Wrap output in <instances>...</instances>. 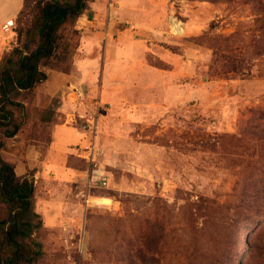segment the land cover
<instances>
[{"label": "rangeland", "instance_id": "1", "mask_svg": "<svg viewBox=\"0 0 264 264\" xmlns=\"http://www.w3.org/2000/svg\"><path fill=\"white\" fill-rule=\"evenodd\" d=\"M155 1L166 8L163 33L137 19L120 23L141 32L129 39L138 64L174 68L169 103L153 101L166 86H153L161 76L147 71L125 88L129 100L120 106L72 109L76 120L67 125L89 132L85 119L97 120L90 157L77 150L49 164L42 159L50 132L66 119L59 100L37 102L38 84L27 115L11 107L20 131L1 132L2 155L19 162V175L37 169L35 218L45 230L39 264H264V0ZM21 5L0 0V44L13 32L3 24ZM154 102L162 106L151 108ZM75 134L78 143L84 135ZM33 144L36 160L28 155ZM87 170L107 185L88 184Z\"/></svg>", "mask_w": 264, "mask_h": 264}, {"label": "trees", "instance_id": "2", "mask_svg": "<svg viewBox=\"0 0 264 264\" xmlns=\"http://www.w3.org/2000/svg\"><path fill=\"white\" fill-rule=\"evenodd\" d=\"M86 8L87 0H22L13 20L15 43L0 58V264H39L45 234L41 221L35 218L39 216L33 179L37 169L18 174L19 162L8 161L2 155V133L5 138L18 134L16 110L11 107L21 112L25 109L27 115L33 91L48 79V69L65 74L73 71L80 37L75 25ZM55 115L53 110L51 117ZM52 123L56 124V120ZM51 134L52 131L49 143ZM31 149L28 155L32 158L38 146L33 144ZM188 251L190 255L194 253L192 249Z\"/></svg>", "mask_w": 264, "mask_h": 264}, {"label": "crops", "instance_id": "3", "mask_svg": "<svg viewBox=\"0 0 264 264\" xmlns=\"http://www.w3.org/2000/svg\"><path fill=\"white\" fill-rule=\"evenodd\" d=\"M158 4L155 0H87V8L77 21V28L81 31L82 37L78 52L73 59L74 69L70 74L47 71L48 79L40 84L41 87L35 89L41 91L37 102H39L38 99L45 101L58 99L61 107L57 109V112L62 111L65 115L75 114L72 109H78L77 113H81V109L90 105L97 106V104H110L105 109L111 110L115 105L118 107L121 103L129 100L124 95L125 93L122 95L125 88L134 85L139 78H146L147 71H149L148 73L153 71V74L161 76L160 80H153V86H166V93L161 92L162 97H154L153 101L157 99L156 101L164 100L165 103H169L168 100L172 99L173 94L169 93L168 87L173 83L174 68L173 70L159 71L157 69L158 71H154V68H147L142 61L138 64L137 61L141 60V56L136 49H132L134 40L129 39H134L136 37L134 34L141 32L134 31L135 33H133L132 29L122 28L120 23L127 18L137 19L141 26L153 31V34L163 33L167 24V12L164 5L159 7ZM170 18L168 16V23ZM11 20L14 19L9 18L3 24L4 30ZM182 25L184 27L183 23ZM127 34L128 37H126ZM104 37H106L105 48L101 46ZM14 43L15 37L12 32V35L0 44V58L4 50L12 47ZM162 57L169 60L168 50ZM98 78L102 79V83L99 84L101 95H99L100 91L97 86ZM72 95L75 97L72 98ZM164 95L165 97H163ZM155 102L150 104L151 108L158 109L162 106ZM112 105L114 106L111 107ZM138 105L141 107L142 104ZM73 125L66 123L55 125L51 134V143L43 156L45 159H42L43 163L49 164L54 158H63L64 160L69 154L77 155V150L82 149L87 140H90L89 132L82 128L77 129ZM76 132L79 135H84L78 143L73 142V140L77 142L79 138L76 134L74 135ZM85 135H87V139ZM73 145L79 146V148ZM22 153L24 154L23 150ZM32 158L35 159L36 155ZM26 159H28V155Z\"/></svg>", "mask_w": 264, "mask_h": 264}, {"label": "built area", "instance_id": "4", "mask_svg": "<svg viewBox=\"0 0 264 264\" xmlns=\"http://www.w3.org/2000/svg\"><path fill=\"white\" fill-rule=\"evenodd\" d=\"M14 22L11 20L7 23V25L5 26L6 30H9L11 27H13ZM80 117H85L84 115H79ZM76 120V115L75 114H67L66 115V119L65 122L66 124H68L69 122H75ZM87 122V131H89V135H90V140H89V144L86 146V149H80L82 150L80 155L84 154L83 156L85 157H90V152H92V142L91 139H93V134L96 133L97 130V120L94 116H91L89 118L85 119ZM86 154V155H85ZM88 174V184H91L92 182H100L99 184H101V186H106L107 185V180L106 178H100L98 176H95L93 174H91L90 170Z\"/></svg>", "mask_w": 264, "mask_h": 264}, {"label": "water", "instance_id": "5", "mask_svg": "<svg viewBox=\"0 0 264 264\" xmlns=\"http://www.w3.org/2000/svg\"><path fill=\"white\" fill-rule=\"evenodd\" d=\"M23 113H24V110H23Z\"/></svg>", "mask_w": 264, "mask_h": 264}]
</instances>
